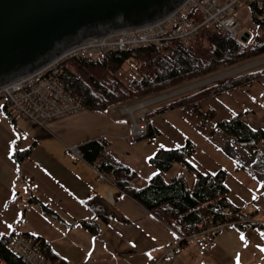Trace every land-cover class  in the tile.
Wrapping results in <instances>:
<instances>
[{
  "label": "crops",
  "instance_id": "0c3cea01",
  "mask_svg": "<svg viewBox=\"0 0 264 264\" xmlns=\"http://www.w3.org/2000/svg\"><path fill=\"white\" fill-rule=\"evenodd\" d=\"M210 97H214V94L201 99L197 105H185L155 114H149L148 111L153 108L150 107L148 111L147 108L139 110L136 115L139 119L149 118L151 134L160 133V129L154 127L155 119L167 114L173 115L175 120H171L174 123L170 120L167 123L175 136L168 135V140L174 138V146H179L188 138L196 145L190 137H182L181 130L188 132L191 129L189 121L197 123L202 118L204 120L200 106ZM2 103L5 104L4 101ZM2 106L0 104V125L9 135H0V235L13 231L14 234H25L30 238H44L56 257H42L52 264H155L158 259L160 264H168L162 254L176 240V232L108 178H102L89 162L66 150L68 145H78L96 138H106V150L109 151V146H113L116 152L113 154L117 157L120 156L119 149L124 147L123 142L136 148V144L144 138L128 140L132 137L128 133L127 117L120 118L122 114L119 111L116 116L114 106L100 112L82 109L75 115L70 113L46 120L50 126L47 128L43 126L44 123L15 115L16 131L2 113ZM177 111L183 113L177 116ZM121 120L126 122V134L119 132L122 127H116L117 124L122 125ZM191 131L200 136V139L204 138L196 128ZM164 146L170 147L169 144ZM209 146L205 144L203 148L208 160L201 163L205 168L200 169L202 171H214V147L210 146V150ZM20 148H27V155L16 165L11 155ZM155 150L157 149L154 147L150 152L138 151L139 155L135 158L139 161L147 160L150 169L147 166H139L138 169L135 161L129 163L131 165L127 163L138 173L136 184L156 170L149 161ZM233 169L232 181L244 184L247 192L235 194L227 184L229 198L234 204L242 206L240 211H249L256 221L264 222V218L258 216L260 205L256 203L252 210L246 207L248 203L253 204L255 198L264 197L261 188L264 183V178H261L263 174L251 176L237 166ZM30 194L54 210L58 217L43 212L36 203L29 202ZM93 196L98 200L88 207L87 202ZM99 203L111 214L107 220L96 216ZM81 219L93 222L95 229L82 225L79 222ZM189 241L183 242L175 250L181 264L264 262V239L250 226L242 230L237 227L226 228L214 236L212 244L203 253L197 251L196 243Z\"/></svg>",
  "mask_w": 264,
  "mask_h": 264
},
{
  "label": "trees",
  "instance_id": "16d2710c",
  "mask_svg": "<svg viewBox=\"0 0 264 264\" xmlns=\"http://www.w3.org/2000/svg\"><path fill=\"white\" fill-rule=\"evenodd\" d=\"M259 8L250 7L254 32L246 41L231 38L214 27L201 28L188 42L172 40L158 48L153 44L141 45L130 50H108L94 57L72 58L64 62L54 75L57 84L74 99L82 102L84 109L100 112L120 103L141 98L153 93L179 86L187 81L210 75L219 65L231 66L245 59L264 53V16H259ZM127 64V68L124 65ZM264 77V66L235 74L207 84L192 92L177 95L166 103L150 109L151 114L161 113L185 105H197L211 94L241 86H250ZM264 97V89L262 91ZM264 107V102H263ZM2 113L15 127V114L6 106ZM206 116H212L209 109ZM237 113L230 118L216 120V131L223 132L234 147L245 149L252 159L245 171L254 176L264 173V128L253 127ZM139 118V117H138ZM17 131V130H16ZM151 135L149 127L140 137ZM106 138H96L78 144L80 157L103 172L122 191L134 198L164 221L174 232L187 235L197 228V224H207L223 220L228 213H236L242 206L234 204L228 196L226 179L228 172L219 167L215 171H202L194 163L196 147L190 139L174 147H160L149 157L156 170L136 184L137 171L109 153ZM27 155V148L16 149L11 157L16 165ZM179 162L182 170L167 179L164 173ZM264 193V183H262ZM98 200L91 197L87 204ZM29 202L36 203L45 213L58 217L57 213L30 194ZM228 212V213H227ZM96 216L107 220L111 214L99 203ZM124 221H126L124 219ZM79 222L90 229L96 225L89 220ZM255 229L264 239V222L253 221L246 227ZM25 235V234H23ZM14 232L0 235V260L6 264H21V259L10 250ZM38 242L40 256L56 257L48 243L40 236H33Z\"/></svg>",
  "mask_w": 264,
  "mask_h": 264
},
{
  "label": "built area",
  "instance_id": "2783aa9c",
  "mask_svg": "<svg viewBox=\"0 0 264 264\" xmlns=\"http://www.w3.org/2000/svg\"><path fill=\"white\" fill-rule=\"evenodd\" d=\"M239 3L259 8L258 15L264 16V0H182L168 13L149 24L109 30L101 36L81 40L28 74L0 85V99H3L13 114L40 124L44 120L76 113L84 109L82 102L64 91L54 79L64 62L72 58L94 57L108 50H130L134 53L135 48L141 45L153 44L161 48L172 40L185 43L194 38L203 27H214L231 38H240L244 31L238 29L240 23L233 14ZM120 111L123 113V108H120ZM149 121L130 114L129 136H142L148 129ZM66 150L80 157L78 145H68ZM99 173L102 178L107 179L103 172ZM253 221L249 212H229L223 220L207 224L199 222L197 228L187 235L176 233V240L167 246L162 257L168 264H178L175 249L187 239L196 243L198 252L203 253L212 244L214 236L227 227L247 226ZM37 245L38 242L33 238L18 234L12 238L9 247L11 252L21 259V264H51L40 256ZM0 264L5 262L0 260ZM155 264H160V260Z\"/></svg>",
  "mask_w": 264,
  "mask_h": 264
},
{
  "label": "water",
  "instance_id": "95a60500",
  "mask_svg": "<svg viewBox=\"0 0 264 264\" xmlns=\"http://www.w3.org/2000/svg\"><path fill=\"white\" fill-rule=\"evenodd\" d=\"M180 1L0 0V85L87 37L154 22Z\"/></svg>",
  "mask_w": 264,
  "mask_h": 264
},
{
  "label": "rangeland",
  "instance_id": "374dc122",
  "mask_svg": "<svg viewBox=\"0 0 264 264\" xmlns=\"http://www.w3.org/2000/svg\"><path fill=\"white\" fill-rule=\"evenodd\" d=\"M233 14L240 23L238 26V29L241 31L247 32L248 38L250 39L252 33L254 32V28H255V25L253 24L252 19H251L250 7L246 5L245 3H239L235 7ZM263 66H264V53L259 56L253 57V58L245 59L231 66L225 67V66L219 65L218 68L214 72H212L210 75L187 81L171 89H166L164 91H160V92L153 93L147 96H143L141 98L132 99L127 102L115 105L113 107V109L116 111L114 114L118 116L117 112L119 111L122 114L120 118L127 117L130 122V114L131 116H134L135 118H137L138 115L136 114L139 110L142 111L143 109L147 108L146 111H148L150 107L154 108L156 106L162 105L166 103L167 101L171 100L172 98L176 97L177 95L187 93V92H192L193 90L203 87L212 82L222 80L224 78L233 76L235 74H238L246 70L260 68ZM124 67L127 68V64H125ZM206 79L208 80L206 81ZM263 89H264V77L261 78L259 81H255L250 86H243V88L242 87L236 88L233 90L223 91L219 94H215L214 97H210L209 100L203 101L200 106V109L202 110V115L204 116V120L202 118V121L201 122L197 121V123L194 120L189 121L191 129H189L188 132H185L183 129L181 130L183 132L181 133L182 137L185 138L186 136H188L197 143L195 145L196 152L194 154L193 163L199 169H205L201 163H204L208 160L207 157L204 155V150H203L204 145L208 144L214 147V171L218 169L219 167H221V168H224L226 172H228V177L226 179V182L230 186L231 191L235 194L237 193L245 194L247 190L245 189L244 184L240 185L235 180L232 181L233 178L231 174L235 171L233 167L237 166L240 169L245 170V168L247 167V162H249L252 159V157L249 155V153L245 149L241 147L232 146L228 142L227 136L223 132L216 131V120L219 118H230L237 113H241L240 114L241 118L247 121L251 126L253 127L261 126L264 128V107H263L264 97L262 95ZM145 101L147 102L145 103ZM2 102H3V99H0L1 106L3 105ZM141 102H144V104H139ZM120 108H123V113L120 111ZM207 109L213 112L211 117L206 116L205 112ZM80 113H83V112H80ZM181 113H183V111H177L176 114L178 116ZM75 114H78V113L76 112L74 113V115ZM70 116H73V115H70ZM171 118L175 120L173 118V115L171 116L168 114L165 115L163 118L158 117L157 119H155L153 121L154 127H156L157 129L159 128L160 133L158 134L152 133L151 135H146L145 137H142L144 138V140L141 142H138L135 146L136 148L125 145V143L122 141L124 147H122V149H119L120 156L117 157L116 155L113 154V153H116L113 150V146H109V153L116 156L118 159L121 158L120 160L123 161L124 163L129 164L135 161L136 162L135 167H137L138 169H140L139 166H145V167L147 166L150 169V165L147 162V160L139 161L138 159H135V158L136 156L139 155V152L142 150L145 152L146 151L150 152L152 151V149H154V147L155 149L158 150L160 147H163L164 144H169L170 147H174L175 145L173 141L174 138H172L171 140H168L167 138L168 135L175 136V133L172 131L171 127H169L167 123L168 120L172 121ZM43 123H44L43 126L50 128L49 124H47V121L44 120ZM172 123H174V121H172ZM149 124H150V121H149ZM116 127L117 128L122 127L119 132L121 134H126L125 128L127 127V125L125 121H122V125L117 124ZM110 128L111 126L108 127V129ZM195 128L198 130V132L199 131L201 132L204 138L200 139V136L196 135L195 132L191 131V130L195 131ZM80 129L84 131V129L82 128ZM5 134L9 135L8 132H5L2 125H0V135L3 137ZM207 135L209 136L206 139ZM209 139L211 140L209 141ZM128 140L135 141L136 139L135 137L134 138L132 137ZM210 142H214V144H211ZM210 146L209 148L211 150ZM234 161L237 164H235ZM181 168H182V165L179 162H173L172 166L164 173L165 178L168 179L170 175H172L173 173L175 174L179 172ZM258 174H261V173H258ZM261 178H264V173H263V176H261ZM261 188H262V185H261ZM254 200L255 201L253 204L251 203L247 204L246 206L247 209L252 210L257 203V205H260L258 216L259 218L261 217L264 218V197H260L259 199L255 198ZM244 212H247V211H244ZM252 217H253V214H252ZM253 220L256 221L254 217H253ZM189 240L190 239H187L186 241H189ZM190 246H193V245L190 244ZM178 264H181L179 259H178ZM261 264H264V262H262Z\"/></svg>",
  "mask_w": 264,
  "mask_h": 264
}]
</instances>
